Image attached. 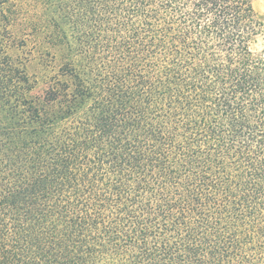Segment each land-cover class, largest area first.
Masks as SVG:
<instances>
[{
	"label": "trees",
	"instance_id": "trees-1",
	"mask_svg": "<svg viewBox=\"0 0 264 264\" xmlns=\"http://www.w3.org/2000/svg\"><path fill=\"white\" fill-rule=\"evenodd\" d=\"M254 1L0 0V264H264Z\"/></svg>",
	"mask_w": 264,
	"mask_h": 264
},
{
	"label": "rangeland",
	"instance_id": "rangeland-1",
	"mask_svg": "<svg viewBox=\"0 0 264 264\" xmlns=\"http://www.w3.org/2000/svg\"><path fill=\"white\" fill-rule=\"evenodd\" d=\"M254 5H255L257 12L260 15L264 16V0H255ZM252 47L254 50H261L264 48V34L259 36L258 40L252 44ZM25 52H27V49L25 50Z\"/></svg>",
	"mask_w": 264,
	"mask_h": 264
}]
</instances>
